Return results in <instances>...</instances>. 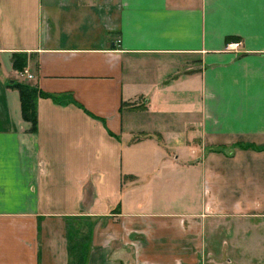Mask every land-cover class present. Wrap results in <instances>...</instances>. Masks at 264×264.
Returning a JSON list of instances; mask_svg holds the SVG:
<instances>
[{"label":"crops","instance_id":"obj_1","mask_svg":"<svg viewBox=\"0 0 264 264\" xmlns=\"http://www.w3.org/2000/svg\"><path fill=\"white\" fill-rule=\"evenodd\" d=\"M69 225L82 264H264V0H0V264Z\"/></svg>","mask_w":264,"mask_h":264},{"label":"trees","instance_id":"obj_2","mask_svg":"<svg viewBox=\"0 0 264 264\" xmlns=\"http://www.w3.org/2000/svg\"><path fill=\"white\" fill-rule=\"evenodd\" d=\"M19 59L22 58H20L18 54H15L13 57V66L15 69L23 71L25 63L24 61L20 63ZM10 86L19 91L21 98L22 116L26 121L31 123V129L33 131H36L37 122H38L37 102L39 96L43 93L37 87L25 82H13L10 83ZM80 235H81L80 232L77 231L73 225H69L68 227L69 249H72V245L75 239ZM73 256L74 254L72 253V257ZM73 262L74 261L72 258L70 264H74Z\"/></svg>","mask_w":264,"mask_h":264},{"label":"rangeland","instance_id":"obj_3","mask_svg":"<svg viewBox=\"0 0 264 264\" xmlns=\"http://www.w3.org/2000/svg\"><path fill=\"white\" fill-rule=\"evenodd\" d=\"M82 235H84L82 238H76L74 243L72 242L73 245L71 244L72 249L74 250V253H73L74 254L73 256L74 264L76 263L81 264L82 259L83 260L86 259L88 255L89 249L87 248L88 247L87 236L85 232ZM230 259L233 260V263L229 262ZM248 260L249 259H247V261ZM241 262H243V258L239 259V258H236L235 256L233 257V254H229V253H227L226 255L214 254L213 257L209 255L208 258L206 259V264H242Z\"/></svg>","mask_w":264,"mask_h":264},{"label":"built area","instance_id":"obj_4","mask_svg":"<svg viewBox=\"0 0 264 264\" xmlns=\"http://www.w3.org/2000/svg\"><path fill=\"white\" fill-rule=\"evenodd\" d=\"M237 46H238L237 44H229V45H228V48H229V49H235ZM29 77L31 78L32 75H29Z\"/></svg>","mask_w":264,"mask_h":264}]
</instances>
